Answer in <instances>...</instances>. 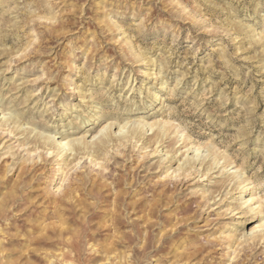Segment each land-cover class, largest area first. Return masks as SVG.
Returning a JSON list of instances; mask_svg holds the SVG:
<instances>
[{"label": "rangeland", "instance_id": "1", "mask_svg": "<svg viewBox=\"0 0 264 264\" xmlns=\"http://www.w3.org/2000/svg\"><path fill=\"white\" fill-rule=\"evenodd\" d=\"M0 112V264H264V0H0Z\"/></svg>", "mask_w": 264, "mask_h": 264}, {"label": "bare ground", "instance_id": "2", "mask_svg": "<svg viewBox=\"0 0 264 264\" xmlns=\"http://www.w3.org/2000/svg\"><path fill=\"white\" fill-rule=\"evenodd\" d=\"M2 112V111H1ZM0 112V113H1ZM11 119H13V118H11V116L10 117H8V116H6V115H4L3 117H2V121H3V124L4 125H7V124H11V122H12V120ZM9 130V129H8ZM45 140H46V142H47V144H52L53 145V143H56V145L58 144L56 141H55V138L54 137H51V136H46L45 137ZM59 146L57 147L58 148V150H57V152H56V155H59V154H62V155H66L67 154V151H65V148L64 147H62V145H60V144H58ZM61 146V147H60ZM55 152V150L53 151V153ZM51 154V153H50ZM193 158V157H192ZM191 158V159H192ZM193 160V159H192ZM204 161V160H203ZM193 162H194V160H193ZM201 164V163H200ZM197 165V164H196ZM201 166V165H200ZM198 167V166H197ZM222 167V166H221ZM220 172V171H219ZM230 172V171H229ZM249 200V199H248ZM246 202V201H245ZM247 203V202H246ZM245 203V204H246ZM248 206V205H247ZM119 222V221H118ZM253 233V232H252ZM251 233V234H252Z\"/></svg>", "mask_w": 264, "mask_h": 264}]
</instances>
